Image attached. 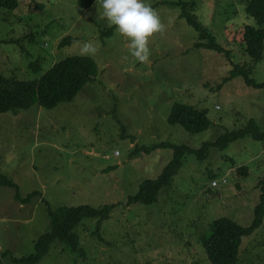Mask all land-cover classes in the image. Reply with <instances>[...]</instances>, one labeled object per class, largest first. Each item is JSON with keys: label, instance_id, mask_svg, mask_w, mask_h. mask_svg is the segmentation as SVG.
Masks as SVG:
<instances>
[{"label": "rangeland", "instance_id": "obj_1", "mask_svg": "<svg viewBox=\"0 0 264 264\" xmlns=\"http://www.w3.org/2000/svg\"><path fill=\"white\" fill-rule=\"evenodd\" d=\"M215 40L231 50L234 64L250 63L238 31L256 25L243 0H147L162 28L149 38L144 61L132 56L128 38L102 18L97 0L88 9L76 0H19L15 10L0 9V73L19 80L39 79L60 60L87 56L95 77L72 102L46 109L38 104L0 115V174L14 181L22 197L38 191L26 204L14 189L0 185V258L35 252L34 244L49 228L48 206L115 204L96 235L97 220L77 227L80 247L73 253L55 242L37 264H212L202 246L211 224L229 218L249 226L260 201L264 177V141L239 139L207 156L185 155L170 188L155 204L126 206L140 185L156 179L173 157L160 143L200 149L226 131L254 119L264 130V89L246 85L222 54L195 48L198 32L180 17L179 2ZM73 38L60 46L63 38ZM87 46V50H86ZM94 50V51H93ZM40 59L39 70L31 62ZM251 78L264 82V57L248 65ZM208 111L211 127L198 134L169 124L175 104ZM139 148L140 151L135 152ZM246 165L247 178L236 168ZM238 174V173H237ZM210 175L228 181L212 186ZM239 182L240 187H236ZM95 232V235L93 234ZM238 264H264V223L243 237Z\"/></svg>", "mask_w": 264, "mask_h": 264}, {"label": "trees", "instance_id": "obj_2", "mask_svg": "<svg viewBox=\"0 0 264 264\" xmlns=\"http://www.w3.org/2000/svg\"><path fill=\"white\" fill-rule=\"evenodd\" d=\"M77 4L88 9L93 5L95 0H76ZM245 4L246 14L252 17L256 25H244L238 35L240 36V44L243 53L248 55L250 63L234 64L232 60L231 50L219 44L212 33L205 28L198 20L189 12L192 3L179 2L181 7L180 17L185 19L199 34V40L194 45L195 48H206L222 54L231 62L232 71L230 75L222 80L223 83L231 78L240 76L243 78L247 86L264 89V82L258 83L251 78L250 64L259 62L264 57V0H243ZM19 6V0H0V9L15 10ZM156 5L151 6L154 9ZM115 26L103 32V35H111ZM73 38H63L60 46L71 43ZM32 70H39L41 60L37 59L31 62ZM95 64L90 57L87 56H70L63 60L55 62L51 68L43 73L39 79L35 80H19L13 77H5L0 73V115L12 110H26L34 104L46 109H53L59 104L72 102L79 92L95 77ZM168 123L181 125L188 133L198 134L208 130L211 127V120L208 117V111L199 109L189 104H175L169 113ZM251 138L256 141H264V130L259 128L254 119H250L245 126L235 130H229L218 136L213 141H207L202 144L200 149H193L187 145H175L171 143H160L151 147L142 148L146 153L161 148H169L173 150L172 159L165 165L162 172L156 179L144 181L138 192L129 196L126 206L133 204L151 205L159 201L161 192L170 188L174 176L183 166L185 155L197 154L199 157L207 156L211 147L225 149L229 144L239 139ZM140 151L139 148L135 152ZM238 173V174H237ZM250 169L246 165L236 168L238 178H247ZM211 181L215 180L214 175L209 176ZM227 180V179H226ZM228 181V180H227ZM0 185L14 189L15 200L21 204H26L35 196L41 193L35 191L27 197H22L18 185L0 174ZM240 183H236V187H240ZM261 188L260 201L254 209V218L249 226H242L229 218H218L211 224L212 232L208 237L202 238V246L212 264H238L240 257V247L243 237L252 235L264 223V177L259 183ZM116 208L115 204L104 205L102 207H92L89 205H80L76 207H60L52 210L48 206L49 228L35 242V252L29 256L20 258L10 257L7 252L4 258H10L13 264H37L50 251L55 242L64 244L71 252H85L80 247V238L76 232L83 221L87 218L97 220L96 235L101 237V225L109 219L111 212ZM95 235V232L93 233ZM103 240V238H100ZM0 264H3L0 258ZM190 264H199L193 261Z\"/></svg>", "mask_w": 264, "mask_h": 264}, {"label": "clouds", "instance_id": "obj_3", "mask_svg": "<svg viewBox=\"0 0 264 264\" xmlns=\"http://www.w3.org/2000/svg\"><path fill=\"white\" fill-rule=\"evenodd\" d=\"M97 3L103 9L102 18L128 38L130 54L144 61L149 55V38L162 28L147 0H97Z\"/></svg>", "mask_w": 264, "mask_h": 264}, {"label": "built area", "instance_id": "obj_4", "mask_svg": "<svg viewBox=\"0 0 264 264\" xmlns=\"http://www.w3.org/2000/svg\"><path fill=\"white\" fill-rule=\"evenodd\" d=\"M227 180L224 179V177H221L220 179H215L213 182H212V186L214 187H218L219 185H222V184H226Z\"/></svg>", "mask_w": 264, "mask_h": 264}, {"label": "crops", "instance_id": "obj_5", "mask_svg": "<svg viewBox=\"0 0 264 264\" xmlns=\"http://www.w3.org/2000/svg\"><path fill=\"white\" fill-rule=\"evenodd\" d=\"M24 205V204H23Z\"/></svg>", "mask_w": 264, "mask_h": 264}]
</instances>
